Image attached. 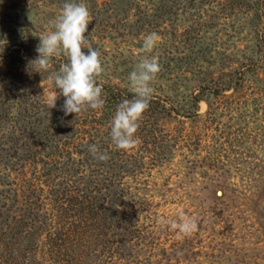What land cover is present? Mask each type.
I'll return each mask as SVG.
<instances>
[{
    "label": "rangeland",
    "instance_id": "1",
    "mask_svg": "<svg viewBox=\"0 0 264 264\" xmlns=\"http://www.w3.org/2000/svg\"><path fill=\"white\" fill-rule=\"evenodd\" d=\"M65 2L0 0V236L58 229L84 211L88 264H264V0H76L92 17L85 36L101 54L105 105L68 116L59 89L57 107L46 103L68 58L43 72L29 64ZM146 55L161 71L139 143L120 150L113 100L134 98L128 76ZM182 215L198 230L172 228ZM42 227L29 232L44 238Z\"/></svg>",
    "mask_w": 264,
    "mask_h": 264
},
{
    "label": "clouds",
    "instance_id": "2",
    "mask_svg": "<svg viewBox=\"0 0 264 264\" xmlns=\"http://www.w3.org/2000/svg\"><path fill=\"white\" fill-rule=\"evenodd\" d=\"M91 14L83 2L68 0L62 6L54 20L49 21L48 30L40 37L36 47L38 56L29 61L31 68L37 72L47 71L53 57L64 55L67 63L60 65L59 71L48 77L50 90L46 94L48 107L56 108L59 95L65 99L59 110L64 116L80 114L88 109L99 110L105 105L103 85L97 83L104 69L101 54L87 43L85 33L91 22ZM159 41L157 33L148 34L142 45L145 53H151ZM87 49V54L82 51ZM161 71V65L154 56H142L136 68L129 74L128 81L133 99L123 100L110 121V136L117 149L129 151L139 143L135 135L140 127L144 112L149 108L154 89L151 86ZM57 89L60 90L58 95ZM62 119V118H61ZM89 152L100 161L109 157L99 150L97 145H89ZM184 235H191L198 230L196 220L181 216L179 223H172Z\"/></svg>",
    "mask_w": 264,
    "mask_h": 264
},
{
    "label": "trees",
    "instance_id": "3",
    "mask_svg": "<svg viewBox=\"0 0 264 264\" xmlns=\"http://www.w3.org/2000/svg\"><path fill=\"white\" fill-rule=\"evenodd\" d=\"M125 99H128V96L123 97L117 94L113 101L116 102L115 104H119ZM17 197L19 198L18 193ZM63 200H66L65 195ZM76 205L83 206L81 201H78ZM86 213L84 211L78 212L75 219L66 218V221L57 223L58 229L54 226L44 225L42 227L33 223L23 232L20 228L16 236H0V244L4 245L5 250L4 253L1 252L0 254V264H42L39 262L40 259H45L48 264H88V259L91 256L86 236L87 232L92 229L87 226L88 216L91 220V215ZM104 220V225L109 226L111 221L108 220V216H104ZM11 222H13L11 229L14 225L19 227L21 224V220H16V217L10 218L9 223ZM41 227L47 230L44 238L34 236L33 233L29 232L30 229H33L35 234V229ZM106 239H104L105 242L109 244V240ZM102 240L100 242L106 247ZM6 247L8 248L6 249ZM103 253H106V250ZM106 256L108 259L109 253ZM104 263H108L106 258Z\"/></svg>",
    "mask_w": 264,
    "mask_h": 264
}]
</instances>
